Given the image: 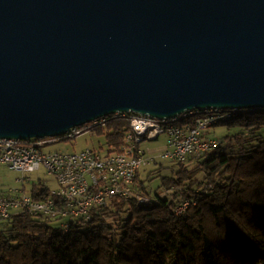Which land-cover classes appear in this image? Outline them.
Here are the masks:
<instances>
[{"label":"water","instance_id":"obj_1","mask_svg":"<svg viewBox=\"0 0 264 264\" xmlns=\"http://www.w3.org/2000/svg\"><path fill=\"white\" fill-rule=\"evenodd\" d=\"M211 109H264V0H0V139Z\"/></svg>","mask_w":264,"mask_h":264},{"label":"trees","instance_id":"obj_2","mask_svg":"<svg viewBox=\"0 0 264 264\" xmlns=\"http://www.w3.org/2000/svg\"><path fill=\"white\" fill-rule=\"evenodd\" d=\"M224 113L231 117L213 127L225 125L229 134L216 139L210 127L205 137L217 146L176 162L173 176L163 179L165 196L148 195L141 169L134 192L149 197L147 207L114 199L67 232L40 217L0 221V264H264V109ZM132 116L88 125L87 132L103 137L93 150L103 157L117 152ZM183 201L190 206L178 216Z\"/></svg>","mask_w":264,"mask_h":264},{"label":"built area","instance_id":"obj_3","mask_svg":"<svg viewBox=\"0 0 264 264\" xmlns=\"http://www.w3.org/2000/svg\"><path fill=\"white\" fill-rule=\"evenodd\" d=\"M124 115L128 114H116V117ZM208 120L190 122L177 132H163V121L166 119L132 116L128 120L130 131L125 136V143L107 157L93 149L69 154L44 152V146L58 142L64 136L33 140L34 148H27L26 141L0 139V165L21 174H32L43 166L58 184L55 190L33 196L18 189L0 195V221L15 216L40 217L60 222L62 229L65 222L86 219L91 209L104 207L111 200H129L131 193H135L136 175L154 161L139 147V135L159 134V138L165 139L160 157L185 163L191 158L201 157L218 144L216 140L205 137ZM89 128L88 125L74 128L66 135H73L74 139ZM26 180L29 181L28 178ZM18 181L23 184L24 179ZM140 199L149 197L140 195ZM183 203L189 202L178 204L175 209L178 216ZM14 211L16 213L13 214Z\"/></svg>","mask_w":264,"mask_h":264},{"label":"rangeland","instance_id":"obj_4","mask_svg":"<svg viewBox=\"0 0 264 264\" xmlns=\"http://www.w3.org/2000/svg\"><path fill=\"white\" fill-rule=\"evenodd\" d=\"M228 133L227 127L217 126L209 130V136L216 139L225 137ZM99 143H103V137L96 132H83L74 139L68 141H58L52 144H48L43 147L44 152H63L73 153L81 152L86 149H98ZM165 144L163 137L157 141H142L139 143V147L146 152V156L149 159H154V163L143 168L140 174V180L147 187L146 191L151 198L155 196H165L163 190V179L173 176L172 172H176L178 166L176 162L171 160H165L160 157V147ZM149 173V180L146 175ZM28 178L29 181L26 179ZM24 179L23 184L18 181ZM58 188V184L53 176L47 174V171L43 166L32 174H21L9 170L6 166L0 165V195L7 193L11 189L23 190L26 194L33 196L38 191L47 189L55 190ZM16 213L15 211L13 214ZM53 222V221H52ZM58 222V221H57ZM56 225L55 222H53Z\"/></svg>","mask_w":264,"mask_h":264},{"label":"bare ground","instance_id":"obj_5","mask_svg":"<svg viewBox=\"0 0 264 264\" xmlns=\"http://www.w3.org/2000/svg\"><path fill=\"white\" fill-rule=\"evenodd\" d=\"M116 117V114L113 115ZM229 113H224V110H203V111H188L180 116H177L176 118L170 119L163 121V132H177L178 130L181 129V126L187 125L190 122H198L202 120H208L207 121V130L210 127H213L215 125H218L220 123L226 122L230 118ZM96 124V121L89 124V125H94ZM91 127V126H89ZM46 139H58V138H46ZM64 141H68L73 139V135H65L64 136ZM159 140V134H141L138 137V144L142 141H157ZM26 146L27 148H34V141H26ZM217 145H213L210 148V151L215 148ZM47 192V189H43L38 191V193H45ZM131 199H134L136 203L139 206H148L150 204V199H140V195L137 193H131ZM190 206V203H183L181 205V215L186 212L188 207ZM77 220H82V221H89V217L86 219H77ZM76 220L73 221H67L62 225V229L64 232H67L69 229L70 223L75 222Z\"/></svg>","mask_w":264,"mask_h":264},{"label":"crops","instance_id":"obj_6","mask_svg":"<svg viewBox=\"0 0 264 264\" xmlns=\"http://www.w3.org/2000/svg\"><path fill=\"white\" fill-rule=\"evenodd\" d=\"M159 150H160V152H161V150H162V146L160 147V149H159Z\"/></svg>","mask_w":264,"mask_h":264}]
</instances>
